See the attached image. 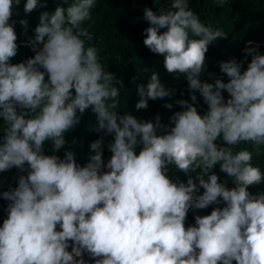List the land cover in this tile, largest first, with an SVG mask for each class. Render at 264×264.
Instances as JSON below:
<instances>
[{
    "label": "clouds",
    "instance_id": "obj_1",
    "mask_svg": "<svg viewBox=\"0 0 264 264\" xmlns=\"http://www.w3.org/2000/svg\"><path fill=\"white\" fill-rule=\"evenodd\" d=\"M96 3L63 0L42 12L28 42L35 55L12 63L19 46L10 20L21 0H0V172L13 167L27 172L0 194L9 201L0 225V264H88L84 253L95 264H264V191H249L264 182V172L252 162L253 152L264 148L259 46L249 41L243 60L220 62L227 82L219 77L202 82L208 46L227 34L203 23L189 0H169L156 11L145 7L149 27L143 43L163 55L168 73L186 78L192 102L177 101L182 110L171 116V127L162 125L159 115L155 122L118 115L116 78L97 49L85 46L93 36L83 25ZM215 3L222 7L227 0ZM44 4L25 0L23 10L31 13ZM20 24L27 29L26 19ZM136 87V109L172 95L155 71L146 85ZM197 91L207 104L204 114L194 103ZM88 109L103 132L90 145L95 154L89 161L81 166L71 150L63 158L46 155L45 142L58 152L65 133ZM161 128L165 131L158 134ZM108 135L114 139L105 164L102 145ZM241 144L252 150H234ZM218 163L234 187L212 171ZM169 165L185 174L200 169L198 183L191 175L186 182L170 178ZM221 202L224 207L196 215L185 227L189 209Z\"/></svg>",
    "mask_w": 264,
    "mask_h": 264
},
{
    "label": "trees",
    "instance_id": "obj_2",
    "mask_svg": "<svg viewBox=\"0 0 264 264\" xmlns=\"http://www.w3.org/2000/svg\"><path fill=\"white\" fill-rule=\"evenodd\" d=\"M63 0H45L42 7H37L31 13H25L23 10L25 0H21L19 6L13 5V14L11 21H15V31L17 33V54L11 58L12 63H19L35 55V50L28 43L34 38V29L39 23V16L44 11H52L61 4ZM169 0H161L160 4L156 0H97L96 6L92 9L91 19L86 21L83 27L92 34L93 39L86 41L85 46H94L100 62L106 70L112 72L116 78V86L119 89V105L117 107L118 115L131 114L139 120L155 122L157 115L160 116L161 124L173 126L170 118L176 111L182 110L177 103L178 100L186 99L191 101L192 92L189 89L188 81L182 75L168 73L164 68L163 55L151 52L143 43L146 33L144 29L149 27V22L143 19V10L150 7L153 11L161 6L167 7ZM67 6L66 4L64 5ZM189 7L193 10L206 25L223 30L226 37L217 38L208 46L205 56V69L200 74L202 82H213L216 78H222L225 82L229 79L226 74L220 70V62L235 58L237 61L245 57L244 49L248 42L258 45V51L264 54V0H227L222 7L215 3V0H189ZM26 19L27 29L20 24V20ZM165 29H161L164 31ZM24 43V44H23ZM42 47V44L37 46ZM251 57L244 61L242 71L247 68ZM159 74L161 81L165 86L172 90V95L163 99L149 100L148 107L136 109L135 104L140 97L137 94V85L147 83L152 72ZM213 75H209V74ZM47 78V77H46ZM135 78V79H133ZM225 99L228 98L226 90L223 91ZM197 101L194 102L198 112L204 114L207 111V104L199 92H196ZM171 103L172 108L165 107V104ZM96 114L88 109L81 116L80 123L73 129L65 133V145L56 153H53L52 143L45 142L44 152L46 155L56 154L63 158L67 150L75 153V159L81 166L85 165L90 157L95 154V150L90 145L99 139L103 132L97 130ZM3 119L0 118V137L4 132ZM164 128L158 129V134H163ZM114 139L108 135L103 141V160L105 164L110 159L112 153L108 144ZM223 144L222 139L217 141ZM248 148L251 145L241 144L236 149ZM253 165L259 166L264 172V148H261L259 154L253 152ZM103 170H107L106 168ZM200 169L185 174L174 165H169L168 175L170 178L179 179L186 182L188 175L195 180ZM222 182H226L228 187H234V183L227 177V174L220 171L218 163L214 169ZM27 172H21L13 167L5 172H0V194L10 188L17 186L20 175H26ZM249 191L258 193L264 191V182L259 185H250ZM203 188H200L202 194ZM9 201L0 195V225L7 217L6 207ZM216 207H224V203L212 204L204 209H189L185 227L195 223L196 215H207ZM71 250V244L69 247ZM84 259L88 264H95L94 259L84 253ZM233 264H236L234 261Z\"/></svg>",
    "mask_w": 264,
    "mask_h": 264
},
{
    "label": "rangeland",
    "instance_id": "obj_3",
    "mask_svg": "<svg viewBox=\"0 0 264 264\" xmlns=\"http://www.w3.org/2000/svg\"><path fill=\"white\" fill-rule=\"evenodd\" d=\"M24 44V43H23Z\"/></svg>",
    "mask_w": 264,
    "mask_h": 264
}]
</instances>
